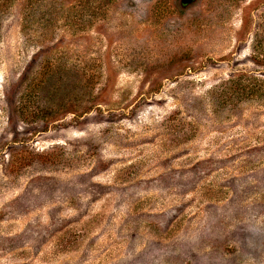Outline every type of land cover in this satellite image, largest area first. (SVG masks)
<instances>
[{
	"label": "rangeland",
	"instance_id": "374dc122",
	"mask_svg": "<svg viewBox=\"0 0 264 264\" xmlns=\"http://www.w3.org/2000/svg\"><path fill=\"white\" fill-rule=\"evenodd\" d=\"M263 59L264 0H0V264H264Z\"/></svg>",
	"mask_w": 264,
	"mask_h": 264
},
{
	"label": "trees",
	"instance_id": "16d2710c",
	"mask_svg": "<svg viewBox=\"0 0 264 264\" xmlns=\"http://www.w3.org/2000/svg\"><path fill=\"white\" fill-rule=\"evenodd\" d=\"M255 59H259L258 56H255ZM264 60V59H263ZM42 82V81H41ZM43 83H39V87L43 86ZM221 96L224 98H238L242 99H251L253 97H264V82L253 77H243L238 76L233 79L228 80L224 85L221 91ZM39 158H43V163H52L55 158L48 157V154L36 155ZM26 158L24 157L23 160ZM52 161H51V160ZM25 162V161H23Z\"/></svg>",
	"mask_w": 264,
	"mask_h": 264
}]
</instances>
